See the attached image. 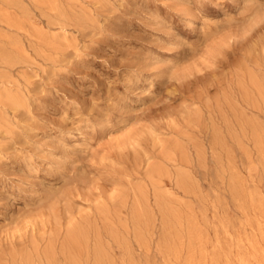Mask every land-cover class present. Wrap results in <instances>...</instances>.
I'll return each mask as SVG.
<instances>
[{"label":"rangeland","instance_id":"rangeland-1","mask_svg":"<svg viewBox=\"0 0 264 264\" xmlns=\"http://www.w3.org/2000/svg\"><path fill=\"white\" fill-rule=\"evenodd\" d=\"M0 31V264L263 263L264 0H0Z\"/></svg>","mask_w":264,"mask_h":264},{"label":"bare ground","instance_id":"bare-ground-1","mask_svg":"<svg viewBox=\"0 0 264 264\" xmlns=\"http://www.w3.org/2000/svg\"><path fill=\"white\" fill-rule=\"evenodd\" d=\"M34 3H35V2H34ZM12 5H13V4H12ZM60 13H61V12H60ZM23 16H24V15H23ZM87 17H88V16H87ZM63 18H64V17H63ZM67 18H68V17H67ZM13 22H14V21H13ZM16 23H17V22H16ZM0 32H1V31H0ZM41 34H42V33H41ZM9 35H10V34H9ZM17 35H18V34H17ZM2 36H3V34H2ZM2 36H1V37H2ZM10 36H11V35H10ZM14 37H15V36H14ZM5 39H6V38H5ZM3 40H4V39H3ZM55 40H56V39H55ZM8 41H9V39H8ZM14 42H15V41H14ZM17 42H18V41H17ZM56 42H57V41H56ZM15 44H17V43H15ZM49 44H50V43H49ZM11 45H12V44H11ZM54 47H55V46H54ZM57 47H58V46H57ZM4 51H5V50H4ZM8 56H9V55H8ZM2 61H3V60H2ZM14 61H15V60H14ZM16 62H17V61H16ZM3 63H4V62H3ZM136 74H137V73H136ZM16 88H17V87H16ZM10 97H11V96H10ZM12 97H13V96H12ZM12 99H14V98H12ZM248 100H250V99H248ZM252 101H253V100H252ZM15 102H16V100H15ZM236 103H237V102H236ZM256 103H257V102H256ZM16 104H17V103H16ZM220 106H221V105H220ZM207 115H209V114H207ZM235 116H236V115H235ZM74 120H75V119H74ZM119 127H120V126H119ZM239 130H240V129H239ZM46 133H47V132H46ZM230 133H231V132H230ZM127 141H128V140H127ZM221 142H222V141H221ZM134 143H135V142H134ZM85 144H86V143H85ZM139 144H140V142H139ZM159 144H160V143H159ZM136 146H137V145H136ZM158 147H159V146H158ZM138 148H140V147H138ZM127 149H128V148H127ZM131 149H132V147H131ZM156 149H158V148H156ZM145 152H147V151H145ZM145 155H148V154L145 153ZM3 157H4V156H3ZM102 159H103V158H102ZM191 177H192V176H191ZM191 181H192V180H191ZM141 192H142V191H141ZM40 213H41V212H40ZM196 216H197V215H196ZM183 217H184V216H183ZM43 218H44V217H43ZM44 220H45V219H44ZM42 221H43V220H42ZM43 222H44V221H43ZM249 228H250V227H249ZM45 230H46V229H45ZM42 233H43V232H42ZM254 233H255V232H254ZM147 235H148V234H147ZM71 238H72V237H71ZM81 240H82V239H81ZM258 240H259V239H258ZM252 241H254V240H252ZM252 241L250 240V242H252ZM248 242H249V240H248ZM250 242H249V246H251V245H250ZM254 243H255V242H254ZM254 243H253V245H254ZM257 243H259V242H257ZM93 244H94V242H93ZM38 245H39V244H38ZM147 245H148V244H147ZM255 245H256V244H255ZM255 245H254V247H255L254 250H257L258 248L256 249L257 246H255ZM259 245H260V244H259ZM259 245H258V246H259ZM261 246H262V245H261ZM96 247H97V246H95V248L93 249V251L96 249ZM186 248H187V247H186ZM97 249H98V248H97ZM97 249H96V251H98ZM263 249H264V248H263ZM263 249H262V250H263ZM99 250H100V249H99ZM94 252H95V251H94ZM94 252H93V253H94ZM98 252H99V251H98ZM257 252H258V251H257ZM260 252H261V251H260ZM96 253H97V252H96ZM250 253H251V252H250ZM98 254H99V253H98ZM98 254H97V255H98ZM253 254H254V253H253ZM262 255L264 256V254H262ZM87 256H89V255H87ZM243 256H244V255H243ZM250 256H251V255H250ZM256 256H257V255H256ZM263 256H261V259L263 258V260H264V257H263ZM245 257H246V256H245ZM253 257H254V256H253ZM37 258H38V257H37ZM95 258H96V257H95ZM240 259H241V258H240ZM248 259H249V258H248ZM37 260H38V259H37ZM93 260H94V259H93ZM255 260H256V259H255ZM263 260H262V261H263ZM242 261L245 263L244 259H243ZM22 262H23V260H22ZM95 262H96V260H95ZM107 262H108V261H107ZM252 263H253V262H252ZM263 263H264V261H263ZM263 263H262V264H263ZM23 264H24V263H23ZM29 264H30V263H29ZM43 264H44V263H43ZM71 264H80V261H79L77 258H75V257H71ZM96 264H98V263L96 262ZM108 264H109V263H108ZM239 264H240V263H239ZM245 264H246V263H245Z\"/></svg>","mask_w":264,"mask_h":264}]
</instances>
